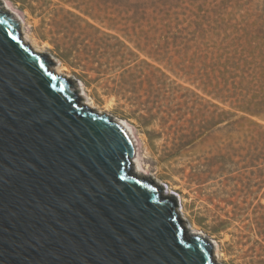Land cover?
<instances>
[{
	"label": "rangeland",
	"instance_id": "rangeland-1",
	"mask_svg": "<svg viewBox=\"0 0 264 264\" xmlns=\"http://www.w3.org/2000/svg\"><path fill=\"white\" fill-rule=\"evenodd\" d=\"M3 1L85 101L136 128L144 168L215 263L264 264V113L242 109L259 91L264 0Z\"/></svg>",
	"mask_w": 264,
	"mask_h": 264
},
{
	"label": "water",
	"instance_id": "water-1",
	"mask_svg": "<svg viewBox=\"0 0 264 264\" xmlns=\"http://www.w3.org/2000/svg\"><path fill=\"white\" fill-rule=\"evenodd\" d=\"M0 4V264H216L162 181L134 167L136 128L84 105L76 77ZM57 66V65H56Z\"/></svg>",
	"mask_w": 264,
	"mask_h": 264
},
{
	"label": "trees",
	"instance_id": "trees-1",
	"mask_svg": "<svg viewBox=\"0 0 264 264\" xmlns=\"http://www.w3.org/2000/svg\"><path fill=\"white\" fill-rule=\"evenodd\" d=\"M254 39L257 37L254 36ZM251 44V39H249ZM55 48L59 49V46L55 44ZM263 53V52H262ZM259 63L256 64L254 68V75L252 80L257 83L258 86V93L257 95L253 96L249 99L247 104L243 106V111H246L251 114H262L264 113V54ZM71 57L70 51L68 49L63 50L62 58L67 61ZM256 93V92H255ZM261 94L260 97H258ZM213 232H217L218 228H212Z\"/></svg>",
	"mask_w": 264,
	"mask_h": 264
},
{
	"label": "bare ground",
	"instance_id": "bare-ground-1",
	"mask_svg": "<svg viewBox=\"0 0 264 264\" xmlns=\"http://www.w3.org/2000/svg\"><path fill=\"white\" fill-rule=\"evenodd\" d=\"M0 4H1L3 10L7 9L6 12L10 13V14H11L12 16H14V18L18 21L19 32H20V36L22 37V39H24L26 42L30 43L31 46H32V48H33L35 51L43 53V49L38 48L35 44H33L32 42L28 41V39L26 38V35H25L24 32L22 31L23 26H22V22H21L20 19L18 18V15H17L18 13L15 12L14 10H12V8H10L11 6H10L6 1L0 0ZM51 64H52V65H55V66H54V69H55V72H56V73H58V74H65V73L63 72V68H62V67H58V66H56L55 63H52V62H51ZM83 102H85L84 105H87V106H89V107H94V106L92 105V103L90 104V102L85 101V99H83ZM100 111H101V110H100ZM140 151H141V150H140ZM134 157H135V158H133V161H135V162L132 163V165H133L134 167H138V165L140 164L139 167L143 168V171H144V172H147V169L144 168V159H143L144 156L142 155V153L139 152L138 150H136V154L134 155ZM183 227L185 228V230H186L189 234H197V233H196V229H195V227H194L193 225H189V224H186V223H185V224H183ZM213 247H215L214 250L217 251V245L213 243Z\"/></svg>",
	"mask_w": 264,
	"mask_h": 264
}]
</instances>
